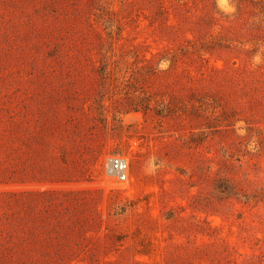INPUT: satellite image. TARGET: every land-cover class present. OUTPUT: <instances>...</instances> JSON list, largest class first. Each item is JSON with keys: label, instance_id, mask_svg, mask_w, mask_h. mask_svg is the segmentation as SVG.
Returning <instances> with one entry per match:
<instances>
[{"label": "rangeland", "instance_id": "rangeland-1", "mask_svg": "<svg viewBox=\"0 0 264 264\" xmlns=\"http://www.w3.org/2000/svg\"><path fill=\"white\" fill-rule=\"evenodd\" d=\"M0 264H264V0H0Z\"/></svg>", "mask_w": 264, "mask_h": 264}, {"label": "built area", "instance_id": "built-area-1", "mask_svg": "<svg viewBox=\"0 0 264 264\" xmlns=\"http://www.w3.org/2000/svg\"><path fill=\"white\" fill-rule=\"evenodd\" d=\"M107 167L111 174L120 181L128 177V160L120 155H112L107 159Z\"/></svg>", "mask_w": 264, "mask_h": 264}]
</instances>
